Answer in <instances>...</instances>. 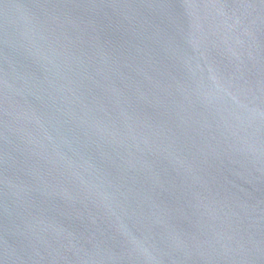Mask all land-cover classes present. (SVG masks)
<instances>
[{
	"label": "water",
	"instance_id": "obj_1",
	"mask_svg": "<svg viewBox=\"0 0 264 264\" xmlns=\"http://www.w3.org/2000/svg\"><path fill=\"white\" fill-rule=\"evenodd\" d=\"M0 264H264V0H0Z\"/></svg>",
	"mask_w": 264,
	"mask_h": 264
}]
</instances>
